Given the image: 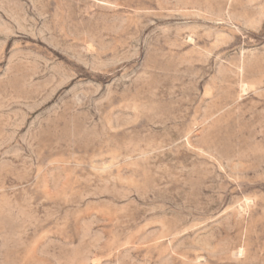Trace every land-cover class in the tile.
<instances>
[{"label": "rangeland", "instance_id": "1", "mask_svg": "<svg viewBox=\"0 0 264 264\" xmlns=\"http://www.w3.org/2000/svg\"><path fill=\"white\" fill-rule=\"evenodd\" d=\"M0 264H264V0H0Z\"/></svg>", "mask_w": 264, "mask_h": 264}]
</instances>
